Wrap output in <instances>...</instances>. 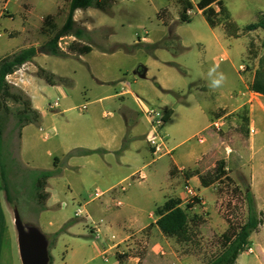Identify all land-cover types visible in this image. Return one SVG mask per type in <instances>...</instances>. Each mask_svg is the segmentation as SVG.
I'll list each match as a JSON object with an SVG mask.
<instances>
[{"label": "rangeland", "instance_id": "rangeland-1", "mask_svg": "<svg viewBox=\"0 0 264 264\" xmlns=\"http://www.w3.org/2000/svg\"><path fill=\"white\" fill-rule=\"evenodd\" d=\"M50 1L55 3L57 0ZM58 1L60 2V0ZM224 3L240 27L254 22L259 17L256 13L255 3L250 0H224ZM178 4H180L179 0H120L117 6L119 11L114 16H108L100 12L102 18H97V22L111 28L112 31L108 28L93 30L88 36V43L92 45L91 52L74 55V51L68 50L66 56L71 58L39 56L37 62L42 68L67 77L71 80V86L66 89V97H61L55 88L44 83V88L38 90L40 98L35 104L42 110L46 109L48 104L54 102L59 104V107L55 110L46 109L47 115L39 122L43 132H48L51 137L49 140H43L41 137L43 133L38 131L39 126L30 127L29 131L37 150L38 167L53 169L54 159L56 157L61 158L63 151L75 146L80 141L82 129L89 123V120L93 119L98 127H103L118 118L117 105L121 101L119 98L107 99L102 104L91 105L90 103L98 97L113 95L119 88L118 83L128 85L130 90L141 92V95H146V98H150L155 102V96L160 91L155 84L157 82L179 92L183 95L184 102L189 107L190 115H193L191 117H195V112L198 113L201 110L204 112L206 120L198 125H191L187 123V119L191 117L185 118L176 114L164 124L162 131L167 137L169 148L174 150L172 155L179 163H184L179 157L185 153L189 146H205L206 144H199L194 138L199 132L206 140L213 134L214 146V152L200 161L198 172L184 167L188 177L187 174H185V177L182 176V183L184 184L192 175H198L199 180L202 177L205 183L208 184L211 181L220 179L228 172H232L236 181L239 182L238 185H235V182L231 179L229 181L228 178L215 182L216 189L213 188L212 191L217 199H215L212 208L199 204L197 200L195 202L185 201L183 208L186 209L188 216L189 239L186 242H178L170 238L169 245H165L162 249V252L167 253L166 257L173 254L180 264H208L220 252L221 235L228 229V225L232 224L238 227L246 218L243 192L247 187V172L250 165L247 155H243L247 146V130L242 120L243 117H246V108L238 109L237 112L226 117V126L221 130H216L213 127L207 131L202 129L212 119L210 115L212 101L218 95L224 93L227 96L228 91L235 89L237 91L242 87L237 73L238 67L244 65V69L246 68L244 74L255 70V67L259 68L260 60H264V37L254 35L251 38L245 57L243 39L233 42L230 40V44L224 43L221 48H216L212 43V34L205 19L195 14L189 23H179L175 27L176 32L181 36L179 41L180 45L184 47L183 50H181L182 48L179 46L176 37L173 38V48L177 49L175 51L158 49L152 55L148 53L144 46H136L130 52L118 50L119 48L114 49L120 43L119 41L131 45L138 39H143L145 35L154 41L159 39L164 31L163 24L157 16L159 9L162 8L160 13L164 21L168 23L173 15H179L181 7ZM43 12L41 5L35 6V16L41 15ZM56 23L60 25L62 18L57 17ZM245 33L247 31H241V35ZM19 41L7 40L6 36L0 37V44L5 42L9 44L5 46L3 51L15 49L19 45ZM66 41H60L62 48L67 47L64 44ZM236 50L239 53L234 55ZM242 51L243 53H241ZM220 58H222V61H220ZM139 67L147 69V76L142 80L136 74ZM213 69L216 72L213 76H210L209 73ZM218 73L225 75L226 80L224 82L228 81L229 85L224 84V82L219 87L211 85V79ZM91 74L108 83L99 86L91 77ZM15 77H19V74ZM14 78H9L8 81L5 78V81L13 90L14 88L20 89V87L9 83V81L13 82ZM116 80L120 82H115ZM134 80L137 81V84L133 83ZM20 84L18 82V85ZM171 97H168L169 100ZM87 102L90 103L87 112L80 113L79 111L82 112L80 107ZM151 105L156 107L154 103ZM21 108L20 103H15L11 99L2 100L0 116L3 126V138L12 161L9 170L6 169L7 190L11 200L17 205L21 218L28 221L33 214L32 209L41 203L43 200L41 196L45 193L44 189L37 192L35 187L33 190V175L18 159L19 127L17 114ZM65 109L70 110L62 113ZM103 112L111 113L112 116L103 117ZM53 128L56 130V135L53 134ZM48 153H50V156H48ZM143 154L144 158L136 169H143L147 175L153 171L161 173L167 171L169 156L154 159L155 161L152 164L147 165L152 160L151 152L149 153L144 148ZM227 154H238L237 160H226L225 156ZM242 155L243 159L240 157ZM78 159L80 161L81 158ZM57 167L61 170V166L58 165ZM77 175L78 173L75 170L70 169L66 172L65 179H63V176L58 179L61 188H64V192L62 191L60 195V201H64L67 205L65 208L56 207V224L61 223L65 217H71L81 224H90L89 221L85 220L84 215L79 218L74 216L78 209H87V206L84 205L86 199L75 201L63 194L68 195L70 192L77 193L82 190ZM199 184L202 186L201 183ZM189 185L194 190L199 188L191 182H189ZM145 186L146 182H141L140 185L133 183L124 195L118 191L120 200L124 201L126 194L131 195V197H133V193H136V195L142 194ZM96 188L103 190V187L97 184L94 179H90L85 185V194H91L92 196ZM187 204H190L191 208H187ZM136 213V209H130L127 217H132ZM262 219H264V214H262ZM97 220L98 218H95V221ZM12 228L14 229L13 222ZM92 242V238L88 235L78 238L62 236L57 239L52 249L54 263L112 264L114 262L113 257L109 256L108 262L96 257ZM260 243L264 244V227L257 234H253L251 242L249 241V246L253 250L252 253L249 252V254L247 249L243 252L245 253L243 256L259 254L261 251ZM158 257L161 260L164 259L161 256ZM15 264H20L17 244Z\"/></svg>", "mask_w": 264, "mask_h": 264}, {"label": "crops", "instance_id": "crops-1", "mask_svg": "<svg viewBox=\"0 0 264 264\" xmlns=\"http://www.w3.org/2000/svg\"><path fill=\"white\" fill-rule=\"evenodd\" d=\"M187 1L191 4V8L188 9L191 13L189 15L186 14V16L190 21L195 14H198L205 19L212 34V43L216 48H221L224 43L230 44V40L233 42L243 39L245 57L251 38L254 35L264 37V32H261L259 29L241 35L243 27L248 24L242 25L241 27L238 26L229 10L226 8L224 0H220L222 6L228 12L230 20L239 29L237 31V37H231L226 34L223 28L224 16L222 15L218 4L214 3L206 9L198 10L196 7L198 0ZM250 1L255 3L257 7L256 13L258 15H264V0ZM119 3L120 0H113L109 13L94 8L77 9L73 12V21L77 26L84 28L89 34L98 28H108L112 31L111 28L99 24L97 18H102L100 12L108 16H114L117 11H119V8L117 7ZM38 5L43 7L44 12L41 15L35 16V6ZM178 5L180 6V4ZM161 9H159L157 16L160 14ZM68 13L69 0H60V2L57 0L55 3L50 0H0V37L6 36L7 40H20L19 45H17L15 49H10V51H3L5 46L9 45L7 42L0 44V59L7 56L9 54L8 52H11L10 54H12L28 47H37L50 40L64 25ZM208 16L216 22L214 26H211L208 23ZM57 17L62 18V23L60 25H57L56 23ZM160 20L163 24L164 31L159 39L154 41L145 35L143 39H138L131 45L119 41L120 43L118 45H122L128 50L116 48L118 45H116L114 49L130 52L136 46L152 45L166 40L168 43L167 47L155 49L152 55L158 49L175 51L177 49L173 48V38L176 37L179 46L182 48L181 50H183L184 47L180 45L179 41L181 36L175 30V27L181 23L179 21V15H173L168 23L164 21L163 16ZM256 20L257 18L254 22H256ZM59 39L67 40L64 43L67 47L62 48L63 50H61L65 54H68L69 45L73 42L87 44L92 48L90 43L79 41L72 35L62 36ZM238 53V50L234 51V55ZM241 53H243V51ZM75 54L76 53H74V55ZM39 56L51 55H37L32 62L22 65L18 70L11 74V78H14L15 75L19 74V77H15L13 80L14 86L20 87V89L29 97L32 107L38 111L40 114V121H42L47 115V108L42 110L35 104L40 98L38 90L44 88L45 83L36 75L37 67L42 68L37 62ZM53 57L71 58L67 56ZM220 61H222V58H220ZM256 68L257 67H255V70ZM245 69L244 65H240L237 70L239 81L242 86L240 89L237 91L236 89L228 91L227 96H225L224 93L218 95V97L212 101V107L210 109L212 119L210 118L211 121H209L202 130L207 131L211 128L212 122L220 118L224 119L223 127H225L226 117L237 112L238 109L246 108L245 116L248 119V124L246 126L247 146L243 155L246 154L247 160L250 162L247 172V186L253 195L257 212L264 213V95L250 90L249 87L254 80L255 70L244 74ZM53 74L62 78L64 83L51 87L55 88L61 97H66V89L71 86V80L56 72H53ZM136 74L137 77L142 80L147 76V69L145 67H139V69L136 70ZM91 77L99 86L108 83L98 79L93 74H91ZM16 81L21 84L18 85V82ZM117 81L118 80L115 82ZM133 83L137 84V81L134 80ZM155 84L160 90L159 94L155 96L156 102L152 101L150 98H146V95H141V92L133 91L132 89L130 90L128 85L122 84L121 82L117 84L119 88L113 95L93 99L90 102L91 105L102 104L105 100L110 98H119L121 101L117 105L119 111L118 118L109 125L103 127H98L93 119L89 120V123L82 129L80 141L76 143L75 146L63 151V156L61 158L56 157L58 160L57 166H61V173L59 176L49 178L46 181L44 188L45 198L39 205L37 204V207L32 209L33 214L31 219L27 221L36 224L42 233L50 236L51 241L48 250L52 264H55L52 256V249L54 248L57 239H60L62 236L78 238L86 235L92 238L96 257L102 259L101 252L111 247V245L113 246V249H108L109 252L107 259H102L104 262H108V257L110 256L114 259L112 264H180L173 254H171L170 257H166L167 253L165 251L162 252L165 245H169L170 238L163 236L156 227L155 222L157 218L155 216V210L171 198L179 200L180 207L183 208L185 194L179 170L186 167L191 170L193 169L196 172L199 171L198 167L200 166V161L214 152L212 140L213 134L210 135L208 140H206L202 137L201 132L197 133L194 138L199 144L206 145L202 147L189 146L185 150V153L179 157L184 163H179L174 158L172 155L174 150L171 148L172 152L168 155L169 165L166 172L161 173L153 171L147 175L143 169H136L138 164L142 162L144 158V148L150 153L147 144V137L150 133V120L147 117V113L150 109L161 111L164 115L169 112L170 115L167 121H170L176 114L185 118L193 116L190 115L189 107L187 106V103L184 102L183 95L172 88L161 85L159 82ZM224 84L229 85V82L226 81ZM168 97H171L170 100ZM151 102L154 103L156 107L152 106ZM90 103L87 102L83 105L85 110L79 112H87ZM58 107L59 104L56 108L48 110H55ZM69 110L70 109H65L62 113ZM102 116L111 117L112 114L103 112ZM194 116L195 117L187 119V123L198 125L206 120V116L201 110H199L198 113L195 112ZM89 118L91 119V117ZM39 125V123L26 125L21 129L19 138L18 159L33 175V190L35 189V177L37 172L52 170L39 168L37 165L38 154L29 128ZM38 131L43 133L41 135L43 140L50 139L51 135H49L48 132H43L42 127L39 126ZM53 131V134L56 135V130L54 128ZM79 149L92 150L95 152L67 157L69 152ZM29 153L31 154L30 156ZM243 155L240 156L242 159ZM48 156H50V153H48ZM237 156L238 154H227L225 159L236 161ZM78 158H81L80 161ZM154 161L155 160L152 158L147 165L152 164ZM70 169L75 170L78 173L77 177L82 186V190L77 193L70 192L68 195L66 193L63 194L66 195L67 198L75 201H84L86 199L84 205L87 206V209L85 208L84 211L89 216V219L85 220L89 221L90 224H81L79 221L71 217H65L61 223H55V209L56 207L61 206L62 203H65L64 201H60V195L64 188H61L58 179H60L61 176L65 179L66 172ZM138 171H142L144 177L143 180H134V178H132V176ZM225 177L234 181L235 185L239 184L232 172H228L222 179H225ZM90 179H94L97 184L103 187V190H99L98 188L95 189L103 193V196L97 200H92L91 194H85V185ZM122 182L126 185V191L121 193L123 195L133 183L140 185L141 182H146V186L144 187L142 194L139 193L136 195V193H133V197L126 194V196H124V201H121L122 205L116 207L114 201L116 199L120 200L119 192L117 190L112 194L108 192ZM188 182L199 187L196 190L198 196L203 201V205L212 208L215 199H217L212 191V189L215 188L214 184L209 187L200 186L198 175H192ZM67 188H69V186H67ZM7 195H9L7 185L2 183L0 174V264H15V232L12 228L11 204L7 201ZM66 205L61 207L65 208ZM130 209H136L137 213L132 217H127ZM95 218H98V220L95 221ZM69 221H72L71 224L68 225L62 233L55 236L62 226ZM262 227H264V224H262L256 232L250 235V242L252 235L257 234ZM96 230H98L97 234ZM111 236H114V240L111 239ZM260 247L261 251L259 254L257 253L247 256H243L245 253L240 254L235 264H264V244L260 243ZM250 249L252 253L253 250L251 247ZM158 256H161L164 259L161 260Z\"/></svg>", "mask_w": 264, "mask_h": 264}, {"label": "trees", "instance_id": "trees-1", "mask_svg": "<svg viewBox=\"0 0 264 264\" xmlns=\"http://www.w3.org/2000/svg\"><path fill=\"white\" fill-rule=\"evenodd\" d=\"M179 1L181 6L179 21L181 23H188L190 20L186 16V12L191 8V4L187 0ZM112 2L113 0H69V13L67 19L64 25L50 40L37 47H28L25 49H21L0 59V104L2 100L5 99H11L13 102L21 104L22 108L17 114L19 138L20 131L23 127L29 124L39 123L40 114L32 107L29 97L21 89L14 88L13 90V88L6 83V76L13 74L22 65L28 62H32V60L39 54L51 56H66V54L62 52L58 47V40L62 36L72 35L79 41H83L84 43L89 42L88 36L90 34L86 32L84 28L76 25V23L73 21V12L77 9L94 8L102 12L109 13ZM214 3L218 4L221 13L224 16L223 28L226 34L231 37H237L238 28L230 20V16L226 9L222 6L220 0H198V2L196 3V7L198 10H203ZM161 16L162 15L160 13L158 15V18H162ZM207 21L211 26H214L216 23L209 16L207 17ZM258 29L264 31V15H259L256 22L244 26L242 31L250 32ZM167 45L168 43L165 40L152 45H145L144 47L148 51V53L152 54L155 49L167 47ZM116 48L128 50L122 45H118L116 46ZM91 49L92 48L89 45L80 44L78 42H73L69 45V50L74 51V53L78 55L87 54L91 51ZM259 63V68L255 70L254 80L250 84L249 88L255 93L264 95V60H260ZM36 75L50 86L64 83V80L62 78L57 77L53 73L41 67H37ZM169 115V112L165 114V122L168 120ZM242 120L245 126H247L248 119L246 117H243ZM2 127L3 126L0 116V174L2 183L4 185H7L6 169L9 170L12 161L10 159L11 155L9 154L7 149V144L3 138ZM93 152L95 151L81 149L73 150L67 154V157L90 154ZM57 162L58 160L54 159V168L52 170L37 172L35 177V187L37 192L39 190L42 191L45 188L46 181L49 178L60 175L61 170L57 167ZM223 177L224 176H222L220 179H222ZM220 179L213 182L211 181L207 184L201 177L200 183L202 187H209L215 182L220 181ZM225 179H227V177H225ZM228 180L230 181L229 178ZM41 197H43L44 199L45 194ZM243 200L246 208L245 221L238 227H235L232 224L228 225V229L221 235L220 252L208 264H235L239 255L249 249L250 235L256 232L258 228L262 224H264V219H262V214L264 213L257 212L253 195L250 192L248 186L243 192ZM7 201L9 204L13 203L9 195H7ZM187 208H191L190 204H187ZM155 216L157 218L155 225L163 236L167 238H173L178 242H186L189 239L187 212L186 209L180 207L179 200L173 198L168 199L162 206L158 207L155 210ZM71 222L72 221H69L64 224L62 228L55 234V236H57L59 233H62L65 228L71 224ZM50 264H52L51 259Z\"/></svg>", "mask_w": 264, "mask_h": 264}, {"label": "built area", "instance_id": "built-area-1", "mask_svg": "<svg viewBox=\"0 0 264 264\" xmlns=\"http://www.w3.org/2000/svg\"><path fill=\"white\" fill-rule=\"evenodd\" d=\"M191 12L187 10L186 14H190ZM60 41L62 39H59ZM60 41L58 42V47H61ZM61 50L62 47L60 48ZM11 78V75H7L6 76V80L8 81V79ZM12 85H14V81L10 82ZM58 106L57 102H54L53 104H48L47 109H53L56 108ZM80 109L82 111L85 110L84 106H81ZM147 117L150 120V133L147 137V144L148 147L150 149L151 155L153 159H159L163 156H168L171 154V148H169L168 146V142H167V137L166 135L163 133L162 129L163 126L165 124V115L164 113H162L161 111H156L153 109H150L147 113ZM224 126V119H216L214 120V122H212L211 127L215 128L216 130H221ZM186 168H181L179 170V172L181 173V177L184 176L185 174H187L188 177V173L185 170ZM132 178H134V180H143V174L142 171H138L134 176H132ZM189 179L186 180L183 184V189H184V200L187 202H195V200L199 201V204L203 205V201L201 200V198L198 196L197 191L194 190L190 185H189ZM115 190L119 191L120 193H123L126 191V185L124 184V182L117 184L114 188H112L108 193H114ZM103 196V193L95 190L93 192L92 195V200H97L100 197ZM115 206L116 207H120L122 205L121 200L116 199L114 201ZM66 204L62 203L61 206L64 207ZM85 219H89V216L85 213L84 208L83 209H78L74 216L75 217H83ZM98 233V230H96V234ZM111 239L114 240V236H111ZM109 250L113 249V246L111 245V247L108 248ZM103 250L101 252V256L103 260L107 259V255L109 250ZM249 252H251V249H248ZM162 254V253H160Z\"/></svg>", "mask_w": 264, "mask_h": 264}, {"label": "water", "instance_id": "water-1", "mask_svg": "<svg viewBox=\"0 0 264 264\" xmlns=\"http://www.w3.org/2000/svg\"><path fill=\"white\" fill-rule=\"evenodd\" d=\"M11 214L20 264H50V236L42 233L36 224L24 221L14 202Z\"/></svg>", "mask_w": 264, "mask_h": 264}, {"label": "clouds", "instance_id": "clouds-1", "mask_svg": "<svg viewBox=\"0 0 264 264\" xmlns=\"http://www.w3.org/2000/svg\"><path fill=\"white\" fill-rule=\"evenodd\" d=\"M216 72L215 69H213L209 75L213 76V74ZM226 80V77L223 73H218L215 75V77L213 79H211V85L213 87H219L223 84V82Z\"/></svg>", "mask_w": 264, "mask_h": 264}]
</instances>
